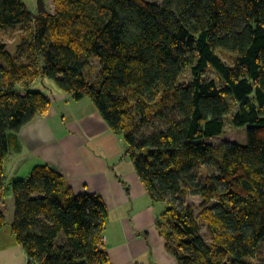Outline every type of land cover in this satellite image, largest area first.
I'll list each match as a JSON object with an SVG mask.
<instances>
[{
    "label": "trees",
    "instance_id": "16d2710c",
    "mask_svg": "<svg viewBox=\"0 0 264 264\" xmlns=\"http://www.w3.org/2000/svg\"><path fill=\"white\" fill-rule=\"evenodd\" d=\"M17 25L32 36L23 61L0 40V229L12 142L52 106L26 86L48 78L91 100L123 139L150 199L168 206L157 226L178 264H264V0H61L54 14L0 0V29ZM186 69L191 84L180 82ZM228 95L247 142L216 146L208 139L225 133ZM11 191V231L28 264H110L101 195L77 194L48 164Z\"/></svg>",
    "mask_w": 264,
    "mask_h": 264
},
{
    "label": "crops",
    "instance_id": "0c3cea01",
    "mask_svg": "<svg viewBox=\"0 0 264 264\" xmlns=\"http://www.w3.org/2000/svg\"><path fill=\"white\" fill-rule=\"evenodd\" d=\"M27 87L31 89L32 84ZM45 87L52 106L20 130L5 172L11 171L14 180L27 179L36 166L48 164L77 194L101 195L109 210L103 244L110 264H178L157 226L167 205L150 199L133 161L124 157L123 139L110 129L91 100H75L56 85ZM5 204L4 200V212ZM14 212L13 204L10 216L5 212L7 225L0 229V264H28L11 231Z\"/></svg>",
    "mask_w": 264,
    "mask_h": 264
},
{
    "label": "rangeland",
    "instance_id": "374dc122",
    "mask_svg": "<svg viewBox=\"0 0 264 264\" xmlns=\"http://www.w3.org/2000/svg\"><path fill=\"white\" fill-rule=\"evenodd\" d=\"M61 0H44L45 4V12L48 14H54L56 12L57 2ZM150 2L161 4L163 0H148ZM28 9L35 13L38 12V0H24ZM44 13V12H43ZM32 36V29L30 26L17 25L12 27H7L4 29H0V40L3 41L7 45L8 51L15 56L19 61L25 60V51L22 53H18V49L23 43L24 39H29ZM223 59L229 64L232 65L234 63V57L232 55L222 54ZM99 61L93 60L92 67L90 69L91 77L97 78L99 75ZM205 78L208 80H215L219 85L221 84V78L218 74H216L213 70L209 69L205 75ZM42 81H45L44 83ZM181 83L191 84L193 82V76L190 69H186L181 77ZM32 87L30 90H40L42 92H49V89L45 86H55L54 81L51 79H36L32 83ZM44 84V86H43ZM226 101L229 103L231 107V114L228 116L226 121V129L225 133L222 136L214 137L208 139L209 143L214 144L216 146H221L226 143H242L246 144L247 142V128L246 127H237L231 123V118L235 112H237L239 108V104L234 101V97L232 95H228L226 97ZM13 170V169H11ZM14 181V174L11 171L5 172V191H6V204H5V212L8 216H10V211L13 208L14 198L12 196L11 186ZM196 203H199L200 200L198 198L193 199ZM167 205L166 203H164ZM168 207V206H167ZM166 210V209H165ZM162 219V216L159 220ZM261 261L264 262V245L261 252Z\"/></svg>",
    "mask_w": 264,
    "mask_h": 264
},
{
    "label": "water",
    "instance_id": "95a60500",
    "mask_svg": "<svg viewBox=\"0 0 264 264\" xmlns=\"http://www.w3.org/2000/svg\"><path fill=\"white\" fill-rule=\"evenodd\" d=\"M38 12L41 14L45 12L44 0H38Z\"/></svg>",
    "mask_w": 264,
    "mask_h": 264
}]
</instances>
